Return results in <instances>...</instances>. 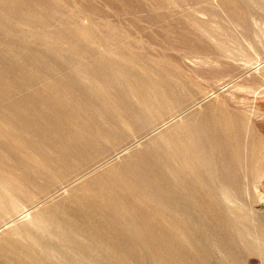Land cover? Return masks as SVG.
Wrapping results in <instances>:
<instances>
[{"label":"rangeland","instance_id":"374dc122","mask_svg":"<svg viewBox=\"0 0 264 264\" xmlns=\"http://www.w3.org/2000/svg\"><path fill=\"white\" fill-rule=\"evenodd\" d=\"M0 264H264V0H0Z\"/></svg>","mask_w":264,"mask_h":264}]
</instances>
